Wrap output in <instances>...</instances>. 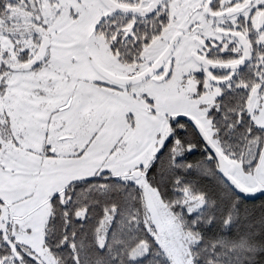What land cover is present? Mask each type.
Instances as JSON below:
<instances>
[{"label": "snow or ice", "instance_id": "obj_1", "mask_svg": "<svg viewBox=\"0 0 264 264\" xmlns=\"http://www.w3.org/2000/svg\"><path fill=\"white\" fill-rule=\"evenodd\" d=\"M0 264H264V0H0Z\"/></svg>", "mask_w": 264, "mask_h": 264}]
</instances>
